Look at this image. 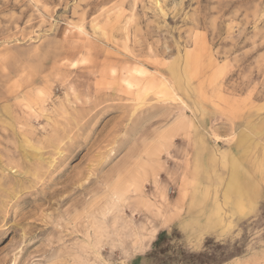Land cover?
<instances>
[{
  "label": "rangeland",
  "instance_id": "1",
  "mask_svg": "<svg viewBox=\"0 0 264 264\" xmlns=\"http://www.w3.org/2000/svg\"><path fill=\"white\" fill-rule=\"evenodd\" d=\"M0 264H264V0H0Z\"/></svg>",
  "mask_w": 264,
  "mask_h": 264
},
{
  "label": "crops",
  "instance_id": "2",
  "mask_svg": "<svg viewBox=\"0 0 264 264\" xmlns=\"http://www.w3.org/2000/svg\"><path fill=\"white\" fill-rule=\"evenodd\" d=\"M238 177H239V172H237V170L234 169L229 178V182L227 185L228 190L237 191V192L243 190L242 186L238 183ZM239 205H241V202L237 200L235 206L238 207Z\"/></svg>",
  "mask_w": 264,
  "mask_h": 264
},
{
  "label": "bare ground",
  "instance_id": "3",
  "mask_svg": "<svg viewBox=\"0 0 264 264\" xmlns=\"http://www.w3.org/2000/svg\"><path fill=\"white\" fill-rule=\"evenodd\" d=\"M186 58H187V56H186ZM189 59H190V58H189ZM186 62L189 63L187 59H186ZM157 136H158V135H157ZM150 167H151V166H150Z\"/></svg>",
  "mask_w": 264,
  "mask_h": 264
},
{
  "label": "trees",
  "instance_id": "4",
  "mask_svg": "<svg viewBox=\"0 0 264 264\" xmlns=\"http://www.w3.org/2000/svg\"><path fill=\"white\" fill-rule=\"evenodd\" d=\"M157 244V243H156Z\"/></svg>",
  "mask_w": 264,
  "mask_h": 264
}]
</instances>
